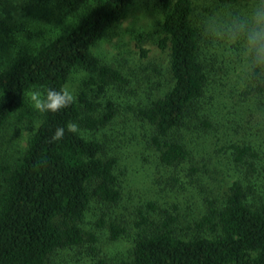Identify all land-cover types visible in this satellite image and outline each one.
<instances>
[{"label":"trees","instance_id":"1","mask_svg":"<svg viewBox=\"0 0 264 264\" xmlns=\"http://www.w3.org/2000/svg\"><path fill=\"white\" fill-rule=\"evenodd\" d=\"M75 1L95 5L68 31L0 68V127L11 118L34 122L27 92L60 87L75 68L90 74L99 93L126 83L92 47L136 0ZM210 1L225 7L227 18L244 0ZM158 2L164 13L158 47L168 49L172 87L135 117L147 128L158 164L174 172L165 187L178 188L181 174L190 185V192L181 191L183 207L148 200L116 212L122 200L117 157L105 143L69 128L98 130L115 112L109 103L95 115L98 104L80 92L68 108L40 114L24 152L0 162V264H53L67 250L90 264H264V73L245 67L235 41L214 45L218 38L195 14L193 0ZM57 127L65 131L54 140ZM223 171L231 181L219 201L203 186L213 187ZM198 196V212L182 213L191 202L197 206ZM90 212L96 220L86 228ZM101 231L110 242L128 240L123 257L101 256Z\"/></svg>","mask_w":264,"mask_h":264},{"label":"rangeland","instance_id":"2","mask_svg":"<svg viewBox=\"0 0 264 264\" xmlns=\"http://www.w3.org/2000/svg\"><path fill=\"white\" fill-rule=\"evenodd\" d=\"M193 1L195 14L202 21L226 19L225 7L215 6L210 0ZM252 2L244 0L237 7L243 9ZM94 5L93 1L80 4L75 0H0V68L71 29L81 14ZM163 15L158 0H136L128 15L113 25L103 39L92 47L99 62L119 71L126 83L110 84L104 92L99 93L96 86L89 82L90 74L82 68L73 69L67 80L71 79L76 96L83 92L98 104L95 115L105 111L106 104L113 106L115 116L106 126L95 131L79 126L76 128L84 138L105 143L108 151L118 159L116 173L122 186V200L117 213L131 212L148 200L157 201L162 206L175 203L183 207L181 191H191L183 174L180 175L182 179L178 188L165 187L174 177V172L158 164L155 151L145 139L147 128L135 117L140 107L172 87L168 72V49L160 50L158 47V41L164 36L161 31ZM214 37L218 38L214 40V45L219 49L231 42L220 34L215 33ZM34 90L37 89H31L25 96L26 103L32 109L27 98ZM36 114L32 123L11 118L0 127V162L9 163L11 158L24 152L28 139L41 121L40 114ZM230 176L223 171L214 179L213 187L206 183L203 188L210 196L221 201L231 181ZM199 200L200 196L197 197V206L191 202L189 209L183 208L182 213L198 212ZM94 220V214L88 213L84 227H91ZM98 237L97 247L101 256L114 261L125 255L128 240L110 242L102 231ZM52 260L53 264H90V259L69 250L58 252Z\"/></svg>","mask_w":264,"mask_h":264},{"label":"clouds","instance_id":"3","mask_svg":"<svg viewBox=\"0 0 264 264\" xmlns=\"http://www.w3.org/2000/svg\"><path fill=\"white\" fill-rule=\"evenodd\" d=\"M205 27L212 33L235 41L246 58L245 67L253 74L264 73V0H253L243 9L233 10L224 20L211 19ZM76 91L71 79L60 87L34 90L28 102L38 114L58 113L76 101ZM76 130V124L69 125ZM65 129L57 127L52 139L63 137Z\"/></svg>","mask_w":264,"mask_h":264}]
</instances>
